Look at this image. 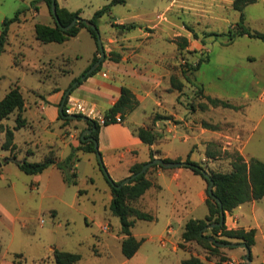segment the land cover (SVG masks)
Here are the masks:
<instances>
[{
  "label": "crops",
  "instance_id": "1",
  "mask_svg": "<svg viewBox=\"0 0 264 264\" xmlns=\"http://www.w3.org/2000/svg\"><path fill=\"white\" fill-rule=\"evenodd\" d=\"M110 1L108 0V3ZM233 1L231 2V6ZM40 2L47 7L46 17L51 18L52 22H49V19H47V23L34 21L32 24V37L35 40V45L38 47L45 45V43H41L36 39L35 25L42 23L54 26V20L50 15L45 0H40ZM57 3L60 7L67 8L69 11L81 10L80 16L83 18L82 9L70 7L68 0H57ZM127 3L128 0L122 5H127ZM105 5L106 3L103 6ZM23 14L21 13L20 19L16 23L25 29L24 26L26 27V24L24 23L27 22V18H23ZM30 14L32 18L39 16L37 6L31 5ZM104 16L98 20V26L104 21ZM135 19V17H131L130 22L123 23L115 17L112 22H109L110 26L108 27L110 29H107L105 32L101 31L104 50L106 52H118L121 56L120 61L104 62L102 68L95 75L83 79L81 84L73 87L70 94L71 97L90 105L104 116H106L107 112L120 98L122 88L129 89L135 95L138 102L136 108L124 115L122 122L117 123L115 120H112L106 125L100 126L97 139L94 137L97 127L92 122L89 123L83 117H77L76 119L68 118L70 121L67 122L60 118V106L65 92L70 88L69 85L90 66L97 54L98 45L89 32L86 29H82L77 36L64 42L70 43L72 40L79 39L80 35L84 33L92 39L87 62L81 69L77 70L74 69V65L75 60L79 57L78 53L62 52L58 55H48L45 61H39L37 64L33 62L34 59L30 56V44L23 43V39H19L15 47L17 49L19 42H21L20 50L15 52L12 48L8 49V47L12 46L9 35V44L4 53L8 52L11 54V67L20 73L15 86L20 88L24 96L25 109L23 117L27 121L24 127L16 130L14 133V143L17 149L12 154L9 151L1 149V145L5 140V133L0 131V159L2 160L0 168V227L5 226L8 229V233L12 237L11 240H14L17 236L16 229L17 225H19V241H26L30 246L35 245L32 242V235L36 233V225H34L36 221L33 224L30 215L32 199L37 197V194L40 197L59 198L57 194L50 193L48 190L49 185L52 182L54 183L53 177L57 178L58 187L73 185L65 183L63 173L57 164L50 166L41 174L32 175L33 178H24L17 172L21 176L22 183L20 185L24 193L23 197H19L16 194L17 181L13 179V172L21 171L17 165L19 161L40 162L53 152L57 158V162H62L73 151L85 147L87 143L95 140L97 141L96 149L101 155L103 166L106 171L108 170L107 173L110 172L108 173L109 177L114 182H121L130 176V168L134 164L150 162L151 154H153L154 159H181V162H185L187 158H190L193 162L211 167L213 159L207 157V152L213 153L211 151V144L216 143L223 150L236 149L246 160L248 159L244 153H246L248 142L253 137L257 128L255 117L246 114L247 110H251L254 107L250 95L248 93L245 94V98L248 99L246 103H232L239 107V111H242L243 107L247 106V109L244 111L246 116L239 120H231L232 122L226 118L228 113L225 112V109L231 110L229 108L209 105L208 107L196 109L185 108L186 112H184L179 108L180 105H183L180 97L182 93L188 91V87L183 86L179 90L171 84V77L175 73V58L178 49L174 39L182 36L181 31L179 29L175 31L176 28L174 27L177 25L174 23H156V19L154 18L145 19L143 23H138ZM132 23L137 25L136 29L127 33L116 34L115 31L117 30H115L114 24ZM134 31H138V33L133 34ZM158 43L162 47L169 44L170 51L167 52L164 48L161 49L162 47H159ZM152 44L156 45L153 46ZM2 55L0 56V60ZM59 60H61L62 64L56 63ZM29 74L39 75L38 83L40 85H51H37L34 87L25 84L19 85L23 81V78ZM201 87L204 96L209 95L219 99L224 98L220 91L223 94L224 92L219 86ZM25 91L29 95H32L33 99L28 100L25 97ZM261 94H259V99L261 98ZM201 102L207 104L206 99H203ZM217 113L221 114V119L213 117ZM157 114H160L162 117L154 121L155 116H158ZM11 117L15 119L16 114H12L9 118ZM7 120H4L2 123L5 126L13 128L15 125L10 126ZM140 127L151 128L153 132L158 134V140L153 145H145L136 133V130ZM18 137H25V139L19 140ZM75 155L73 172L77 183L81 168L85 167L86 169L85 165L92 167L94 171L98 167V170L101 171L97 154L81 149ZM246 155L249 158H258L253 153H247ZM149 177L155 185L142 195L137 206L142 211L154 215L156 220L148 222L160 224V227L156 226V228H153L148 226L146 227V231L142 235H139L135 231V226L137 221L143 220L135 222L132 228V235L139 240L143 239V236H146L137 253L130 259L126 258L135 264H147L149 257L142 248L149 240L155 242L163 249H170L171 252L178 254L179 250H183L179 247V244L185 224L190 219H204L208 215L206 181L199 175H196L190 168H186V166L177 168L157 166L151 168ZM90 181L94 184L93 178H90ZM81 191H78L79 194H82ZM112 199L113 194L106 180V186L102 189L101 201L104 202V209L109 211L111 215L109 206ZM260 201L244 203L233 212L225 213L227 228L259 229L260 227H252L253 225L249 223L250 221L244 213L249 212L250 218L252 217L254 220H257L258 203ZM199 208L202 209V216L197 213ZM160 210H162V213L159 212ZM50 214L52 218L57 216L56 211L52 209H50ZM111 223L109 221L112 227ZM39 225L41 229V225L43 224ZM102 225L104 224L101 223L99 225L100 228ZM116 225L118 226V233L112 237L119 242L121 248L125 236L120 233V222ZM52 226L53 232H57L56 229L59 227V224L54 225L53 223ZM106 234L110 235L109 232H106ZM38 239L40 240L41 238ZM0 248V264H15L12 259L13 253L24 255L21 248L11 249L8 246L4 248L1 242ZM55 249L66 251L58 244H50L46 250V254L39 257L37 261L51 255ZM183 251L188 254H183L180 257V263L191 255L189 251Z\"/></svg>",
  "mask_w": 264,
  "mask_h": 264
},
{
  "label": "rangeland",
  "instance_id": "2",
  "mask_svg": "<svg viewBox=\"0 0 264 264\" xmlns=\"http://www.w3.org/2000/svg\"><path fill=\"white\" fill-rule=\"evenodd\" d=\"M231 2L232 0H128L127 5L117 4L112 7L111 13L105 15L104 21L100 23L99 31L101 33V31L105 32L110 29L108 27L110 26L109 22H112L115 17L123 23H128L131 21V17H135V21L138 23H143L145 19L154 18L156 23L176 24L175 31L179 29L182 36L174 39L178 49L175 58V73L172 77L176 79L178 84L188 87V91L181 94L180 99H182L183 105H180L179 108L186 112L185 108L203 107L206 103L201 102L205 99L201 86H219L224 92L223 94L220 91L224 97L222 99L234 104L246 103L248 99L245 98V94L248 93L254 107L247 110L246 114L255 117L257 128L248 142L244 155L249 159L246 154L253 153L264 161V42L246 35L229 42L227 35H213L227 34L231 28L236 29L237 23L240 21V13L233 9ZM68 3L74 9H82L83 18L89 19L105 3L107 4L108 0H68ZM31 5L37 6L38 17H31ZM46 8L40 0H0V31L3 20L13 18L18 11L24 13L23 18H27V22L24 23L26 24L25 29L16 22L11 25L9 35L12 46L8 49L12 48L15 52L20 50L21 42H19L17 49L15 47L19 39H23L20 41L30 44V56L34 59L33 62L37 64L39 61H45L48 55H58L62 52L78 53L79 57L75 60L74 69H81L87 62L92 42L86 33L70 43H47L39 47L35 45V40L32 37V24L34 21L47 23L49 18L46 17ZM157 14L159 16L156 17ZM244 16V25L247 28L264 33V0H257V2L248 5L244 10ZM48 21L52 22V19L50 18ZM137 33L138 31L133 32V34ZM105 37L107 38V36ZM158 44L160 45V43ZM152 45L155 46L156 44ZM163 48L167 52L170 51L169 44L161 49ZM113 52L116 51H105V54L110 56ZM98 56L100 57V54ZM106 61L115 62L112 59ZM11 62V54L4 53L0 60V99L11 87L16 85L17 78L20 76V73L11 67ZM198 62H202L199 69L191 70ZM56 63L62 64L61 60ZM38 78L39 75L37 74H29L23 78L19 85L25 84L31 87L51 85H40ZM171 84L172 86L177 85L173 82ZM260 93L262 94L259 99ZM25 97L28 100L33 99V96L29 95L27 91H25ZM246 109L247 106H244L242 111L225 109V112L228 113L226 118L229 121L239 120L246 116L244 112ZM157 115L161 116L160 114ZM213 117L221 119V114L217 113ZM7 123L10 126L15 125L14 117L9 118ZM28 132L26 133L29 134ZM67 132L70 134L69 131ZM18 139L23 140L25 137H18ZM211 145V151L216 156L213 158V165L208 166V168L221 172L230 171L231 158L225 152L232 153L236 149L223 150L216 143ZM85 166L86 169L84 166L81 168L77 185L58 187V180L53 177L54 183L49 185L48 190L50 193L57 194L59 198L40 197L37 194V197L33 198L34 201L32 199L30 215L33 224L36 221L34 224L36 225V233L32 235V242L35 245L30 246L26 241H19V225H17V236L14 240H11L12 237L5 226L0 227V242L4 248L7 246L11 249L21 248L26 259L24 264H54L53 253L37 261L39 257L46 254L50 244H58L66 251L80 254L81 260L76 264H135L126 259L121 252L119 242L112 237L117 235L118 226L116 224H119L120 221L118 217L109 214V211L103 207L102 189L106 186L104 173L99 171L98 167L94 171L92 167ZM17 172L24 178H33V176H28L22 171L13 172V179L17 181L16 194L23 197L24 193L20 185L22 179ZM90 178L94 179V184L91 183ZM79 190H82V194H79ZM258 204L259 211L257 214L260 223L258 219L250 218L249 212L244 213L249 219V223L253 225L252 227H260L256 229V242L251 248V262L245 259L246 250L242 247L233 249L222 247L220 253H212L193 243L187 244L183 250L199 257L206 264H218L221 260H224V264H264V198ZM50 209L55 210L57 216L52 218ZM201 211V208L197 211L200 216L203 215ZM159 212L162 213V210ZM109 221L112 222V227ZM53 223L54 225L59 224L56 229L57 232H53ZM101 223L104 225L100 228ZM39 224H43L41 229ZM148 226L156 228V226L160 227V224L137 221L135 231L142 235ZM106 232H109L110 235H107ZM143 239H146V236H143ZM142 249L149 257L147 264H181L180 257L183 254H188L183 250H179L178 254H175L170 249H163L150 240L143 245Z\"/></svg>",
  "mask_w": 264,
  "mask_h": 264
},
{
  "label": "trees",
  "instance_id": "3",
  "mask_svg": "<svg viewBox=\"0 0 264 264\" xmlns=\"http://www.w3.org/2000/svg\"><path fill=\"white\" fill-rule=\"evenodd\" d=\"M51 17L54 20V26L45 25L42 23H37L35 25V36L38 41L41 43H64L71 38L78 35L82 29H86L92 38L97 43V30H99L98 20L105 14H110L113 6L117 4H125L126 0H111L108 4L103 6L101 9L97 10L91 19H84L77 22L74 27L69 30H62L57 22L55 21L54 16L51 12V0H45ZM257 2V0H234L233 9L240 13V21L237 23L236 29L231 28L227 34H213L215 36L227 35L229 42H233L235 38L240 36H248L253 39H259L264 42V33L253 31L250 28H247L244 25L245 8ZM21 11H18L13 18H6L2 22L1 33H0V56L7 49L9 44V33L10 27L15 22H18L20 19ZM81 10L69 11L67 8L60 7L57 3V15L61 25L68 26L75 17H81ZM86 20V21H85ZM90 25H89V24ZM91 25H94L93 28ZM117 32L127 33L137 28L136 24H114ZM100 32V31H99ZM98 45V44H97ZM181 47L183 45H180ZM100 50L98 48L96 56L93 58L90 66L70 85L78 82L82 83V76L86 75L89 68L99 59ZM120 54L113 52L110 56L106 55V58L102 61L101 65L87 77L95 75L101 68L103 63L107 59H112L115 62L120 61ZM202 62H198L191 70H198ZM1 80V76H0ZM173 84H177L176 89L181 90L183 87L181 84L176 82L175 78H171ZM71 94V93H70ZM70 96V95H69ZM68 96V97H69ZM66 98V101L68 99ZM207 101V104H204L203 107L213 106V107H222L238 110L239 107L233 105L228 100H223L211 96H204ZM64 103L63 115L60 114V118L65 122L70 121L65 115V106ZM138 102L135 98V95L127 88H122L121 96L114 106L107 112L106 119L109 121L114 120L115 116L120 113L122 117L127 113L131 112L136 108ZM25 109V99L18 86H13L7 92L5 97L0 101V131L5 133V140L1 145V149L9 151L12 153L17 149L16 144L14 143V133L16 130L24 127L27 123L26 119L23 117V111ZM12 114H16L15 126L10 128L5 126L2 122L9 119ZM78 118L84 116L77 115ZM162 116H155L154 121L160 119ZM88 119V118H87ZM169 119V118H166ZM89 123L95 124L97 127V132L94 133L95 139L98 138V130L100 125L88 119ZM138 137L145 145H153L158 140V134L153 132L151 128L140 127L136 130ZM83 143V142H82ZM86 144V143H83ZM213 144V143H212ZM87 146L82 147L78 150H75L71 153L62 162H57V158L53 152L46 156L40 162H29L27 160H22L17 163L20 170L27 175H38L43 173L47 168L52 165L57 164L60 170L63 173L64 181L67 184H76L75 174L73 172V163L76 158V152L81 149H85L86 152H92L95 154H100L99 151L95 148V143L90 142L86 144ZM231 158V170L228 172L216 171L208 168V166L193 162L190 158H187L185 162L187 163L186 168H190L196 175H199L207 183V199L206 206L208 209V215L204 219H190L184 227L183 233L181 235V242L179 247L185 249L187 244L196 243L202 248L206 249L208 252L220 253L222 247L218 246L216 243L209 241L210 237L216 239L220 243H236L242 244L245 243L250 249L255 245L257 230L252 229H228L225 222L221 226L214 227L212 229L204 230L209 224L217 223L221 218V210L219 203L211 196L208 192V185L210 180L214 182L213 192L214 195L220 199L224 213H231L237 207L244 203L258 201L264 198V161L251 157L246 160L239 152H225ZM216 156L214 153L207 152V157L213 159ZM153 154H151V160H153ZM166 162H181V159L170 160L165 159ZM144 163L134 164L130 168V175L136 174L142 168ZM154 165L151 168L157 167ZM99 167L103 172L102 165L99 163ZM162 167V166H160ZM151 168L148 169L144 174L133 179L128 185L123 186L121 189H117L112 185L113 181L110 177L105 175V178L110 186L111 192L114 195L111 200L109 209L112 215L118 217L120 221V233L125 236L121 245V252L127 258H132L140 246L143 243V239H136L132 235V228L137 220L143 221H155L156 217L151 213L142 211L138 208L137 203L143 194L146 193L152 186H154L153 180L149 177ZM203 171H207L210 175V180L205 176ZM104 173V172H103ZM114 182V181H113ZM119 184L120 182H114ZM203 230V233L201 231ZM1 251V248H0ZM53 261L54 264H76L81 260V255L78 253H72L69 251H64L60 249H55L53 251ZM251 259V254H250ZM12 259L15 264H23L26 260L23 254L13 253ZM224 259V258H223ZM224 260H221L218 264H224ZM181 264H206L199 257L191 254L189 258L181 261Z\"/></svg>",
  "mask_w": 264,
  "mask_h": 264
},
{
  "label": "water",
  "instance_id": "4",
  "mask_svg": "<svg viewBox=\"0 0 264 264\" xmlns=\"http://www.w3.org/2000/svg\"><path fill=\"white\" fill-rule=\"evenodd\" d=\"M51 12H52V15L54 16L55 18V21L57 22L58 26L66 31V30H69L71 29L72 27H74L76 25L77 22H80L82 21V18L81 17H75L74 20L68 25V26H63L61 25L60 21H59V17L57 15V0H51ZM86 21V20H85ZM89 24V23H88ZM90 25V24H89ZM93 28H95L94 25H91ZM97 44H98V48L100 50V57L99 59L89 68V70L87 71L86 75L82 76V80L87 78L88 75H90L92 72H94L102 63V61L105 59V50H104V46H103V42H102V38H101V34L99 32V30H97ZM78 84V82H75L64 94V98H63V102L60 106V114L63 115V107H64V103L66 101V98L70 95L72 89L74 86H76ZM67 118L69 119H76L77 116L76 115H69V116H66ZM84 120H88L86 117H83ZM95 129V128H94ZM95 148H97V141H95ZM97 157H98V161L99 163L102 165V169H103V172L104 174L109 177L105 167L103 166V163H102V158H101V155L100 154H97ZM154 165H158V166H164V167H167V168H177V167H183V166H187V163L186 162H166L164 159H161V158H155L153 160H151L150 162L148 163H145L141 170L139 172H137L136 174H132L130 175L129 177L125 178L124 180H122L119 184H115L113 181L112 182V185L115 186L117 189H121L123 186L125 185H128L133 179H135L136 177L144 174L149 168H151L152 166ZM2 166V160L0 159V168ZM203 173L205 174V176L210 180V175L207 171H203ZM213 186H214V182L212 180H210V183L208 185V192L211 196H213V198L219 203L220 205V210H221V218H220V221L219 222H215V223H211L209 224L204 230H207V229H212L214 227H218V226H221L222 224H224L225 222V213H224V210H223V207H222V203L220 201L219 198H217L215 195H214V192H213ZM114 197V195H113ZM201 233H203V230L201 231ZM209 241L211 242H214L216 243L218 246L220 247H225V248H233V247H242V248H245L246 250V255H245V259L248 261V262H251V259L249 258L250 254H251V249L249 247L246 246L245 243H242V244H236V243H220L218 241H216L215 238L213 237H210L209 238Z\"/></svg>",
  "mask_w": 264,
  "mask_h": 264
},
{
  "label": "built area",
  "instance_id": "5",
  "mask_svg": "<svg viewBox=\"0 0 264 264\" xmlns=\"http://www.w3.org/2000/svg\"><path fill=\"white\" fill-rule=\"evenodd\" d=\"M65 114L82 115L90 120L97 122L100 126H104L109 122V120L106 119V116L100 114L95 108L71 96H69L66 101ZM114 120L117 123L122 122L121 114H117Z\"/></svg>",
  "mask_w": 264,
  "mask_h": 264
}]
</instances>
